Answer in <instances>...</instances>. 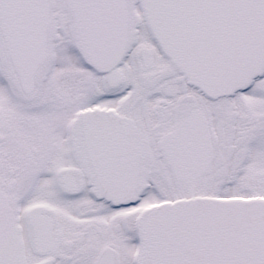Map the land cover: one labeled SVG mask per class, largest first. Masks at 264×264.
Returning a JSON list of instances; mask_svg holds the SVG:
<instances>
[{
    "label": "snow or ice",
    "instance_id": "6c2138e0",
    "mask_svg": "<svg viewBox=\"0 0 264 264\" xmlns=\"http://www.w3.org/2000/svg\"><path fill=\"white\" fill-rule=\"evenodd\" d=\"M0 264H264V0H0Z\"/></svg>",
    "mask_w": 264,
    "mask_h": 264
}]
</instances>
